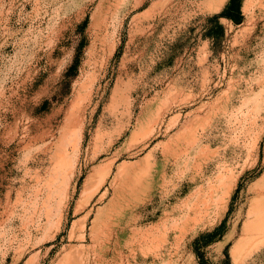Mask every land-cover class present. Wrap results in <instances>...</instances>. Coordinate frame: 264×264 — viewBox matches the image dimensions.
I'll use <instances>...</instances> for the list:
<instances>
[{
	"label": "rangeland",
	"instance_id": "rangeland-1",
	"mask_svg": "<svg viewBox=\"0 0 264 264\" xmlns=\"http://www.w3.org/2000/svg\"><path fill=\"white\" fill-rule=\"evenodd\" d=\"M229 1L0 0V264H264V0Z\"/></svg>",
	"mask_w": 264,
	"mask_h": 264
},
{
	"label": "trees",
	"instance_id": "trees-1",
	"mask_svg": "<svg viewBox=\"0 0 264 264\" xmlns=\"http://www.w3.org/2000/svg\"><path fill=\"white\" fill-rule=\"evenodd\" d=\"M241 5H242V0H230L226 6V9L221 14L216 15L215 18H220L222 16H225L229 19L241 20L242 19Z\"/></svg>",
	"mask_w": 264,
	"mask_h": 264
},
{
	"label": "bare ground",
	"instance_id": "bare-ground-1",
	"mask_svg": "<svg viewBox=\"0 0 264 264\" xmlns=\"http://www.w3.org/2000/svg\"><path fill=\"white\" fill-rule=\"evenodd\" d=\"M74 119V118H73ZM75 120V119H74ZM75 122V121H74ZM75 127H74V129L76 130V132H75V136H76V142H75V144H74V148H77L78 146H79V138H81V123L79 124L78 122L76 123L75 122ZM258 224H259V230H262V229H264V212L263 213H261L260 215H258Z\"/></svg>",
	"mask_w": 264,
	"mask_h": 264
}]
</instances>
